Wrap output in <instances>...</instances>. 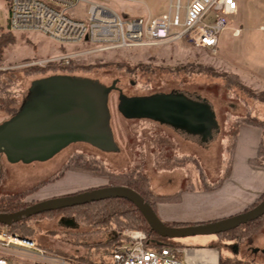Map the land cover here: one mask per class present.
I'll return each mask as SVG.
<instances>
[{
  "label": "rangeland",
  "instance_id": "1",
  "mask_svg": "<svg viewBox=\"0 0 264 264\" xmlns=\"http://www.w3.org/2000/svg\"><path fill=\"white\" fill-rule=\"evenodd\" d=\"M168 1L138 0L136 3L112 2L111 5L121 14L153 16L163 12ZM236 1L240 4L238 14L231 17L229 28L220 35L217 52L196 48L187 41H178L151 47L115 48L87 53L74 58L73 68L70 70L35 65L41 70L27 71V63L32 60L82 51L93 45L60 44L39 33L10 31L9 34L14 36V40L0 50V66L4 68L0 71H13L9 91L17 97L16 108L21 107L33 80L51 74L88 77L106 86L115 82L117 88L109 94L108 107L116 149L103 151L87 143L77 142L68 145L51 159L29 163L10 162L1 153L0 163L4 176L0 183V197L39 187L36 192L25 196V201L30 202L97 188L107 183L106 178L98 175L65 171L64 166L75 158H79L80 162L86 159L94 161L97 171L147 174L152 190L158 193H172L177 190L182 193L191 186L193 192L194 189L203 190L207 182L214 185L215 180L218 181L226 172L229 173L231 169L226 166L229 149L225 130L233 125L231 122H240L239 138H243L246 151L254 152L257 147V133L255 135L253 131L247 132L250 125L241 122V119L246 114L264 119V102L261 101L264 98V0ZM8 8L7 0H0V34L9 31ZM74 12L86 18V4L80 3ZM236 26L242 31L240 35L232 36V27ZM222 74L236 76L246 91H241L236 86L227 87L224 79L220 77ZM173 90L199 95L212 104L219 124L215 140L198 144L179 136L157 121L125 118L118 111L119 92L126 96H138L156 92L169 93ZM259 94L263 97H257ZM11 116V113L0 109V123ZM240 142L242 143L241 140ZM210 198L204 200H215L214 196ZM204 202L195 203V207L209 209L210 204ZM205 217L213 215L208 214ZM28 222L41 228L31 236L37 244L55 248L57 252L68 255L86 251L84 247H74L63 235L47 232L46 229L85 230L90 228L87 224L75 223L61 215ZM247 236L236 240L238 253L228 247L231 240L218 239L214 235L168 238L163 241L174 246H216L223 258H250L264 264V255L251 251L264 245V223ZM102 257L111 264L109 255L104 254ZM95 258L100 257L96 255Z\"/></svg>",
  "mask_w": 264,
  "mask_h": 264
},
{
  "label": "water",
  "instance_id": "2",
  "mask_svg": "<svg viewBox=\"0 0 264 264\" xmlns=\"http://www.w3.org/2000/svg\"><path fill=\"white\" fill-rule=\"evenodd\" d=\"M116 88L115 82L106 86L95 79L63 73L33 80L19 110L0 124V154L10 162L29 163L51 159L77 142L103 151L115 150L108 100ZM118 110L126 118L157 121L183 137L187 136L184 133L198 135L200 144L212 142L219 132L212 104L185 91L138 96L119 92ZM191 137L186 138L194 141ZM108 198L133 202L149 227L158 236L169 239L216 235L264 215L263 198L252 208L225 218L168 226L134 189L110 185L46 198L16 212L0 213V223L10 225L45 211Z\"/></svg>",
  "mask_w": 264,
  "mask_h": 264
},
{
  "label": "built area",
  "instance_id": "3",
  "mask_svg": "<svg viewBox=\"0 0 264 264\" xmlns=\"http://www.w3.org/2000/svg\"><path fill=\"white\" fill-rule=\"evenodd\" d=\"M107 1V3L103 2ZM138 0H7L8 29L11 32L39 33L57 43L93 47L36 59L29 66L55 63L69 65L81 55L115 48L151 47L170 42L187 41L196 48L217 52L219 37L229 28L237 13L236 0H169L157 15L121 14L112 2L136 3ZM86 4V18L74 9ZM232 27V35H240ZM0 69H4L0 66ZM120 243L107 254L111 264H218V253L205 247L162 245L152 248L142 230L125 229ZM212 254L196 257L192 253ZM213 252V253H212ZM215 255V256H214ZM215 257V258H214ZM0 264H88L72 255L38 245L34 240L0 227ZM102 264H109L103 258Z\"/></svg>",
  "mask_w": 264,
  "mask_h": 264
},
{
  "label": "trees",
  "instance_id": "4",
  "mask_svg": "<svg viewBox=\"0 0 264 264\" xmlns=\"http://www.w3.org/2000/svg\"><path fill=\"white\" fill-rule=\"evenodd\" d=\"M10 31L8 33L0 34V50L7 45L8 43H12L14 40V36ZM73 60L69 65L59 66L55 63H48L47 65L51 69L60 68L62 70H70L73 68ZM27 71H38L41 70L36 66H28ZM13 71H0V109H3L8 114L11 113L14 115L18 108L17 106V97H15L14 93L12 94L9 91V88L12 86V77ZM226 82L227 87L236 86L239 90L243 91L245 87L239 81L236 76L233 75H224L220 76ZM157 93V92H156ZM263 97L262 94L257 97ZM264 102V98L261 100ZM119 102V96H118ZM118 108V105H117ZM119 111V110H118ZM120 112V111H119ZM121 113V112H120ZM122 114V113H121ZM126 118V117H125ZM241 122L247 123L248 125L259 129L260 137L259 143L257 147L256 154L251 157L248 162L251 166L264 169V119H259L254 116H249L246 114ZM226 122H224L225 124ZM233 125L229 126L227 130H225V139H227V148L229 149V154L226 159V166L228 169H231V165L233 162L235 147L239 134V125L240 122H231ZM174 162V161H172ZM94 161H90L86 159L84 162H80L79 158H75L70 163H67L64 166V170L74 171L83 174L89 175H98L106 178L111 185H121L127 186L134 189L138 192L142 197H144L151 207L156 211V206L158 204H166V203H179L182 199L181 191L177 190L172 193H158L154 192L151 188V184L149 181V177L147 174L143 173H133V172H108V171H97V168L94 166ZM176 166V163L174 164ZM224 166V168H226ZM226 172L221 179L227 177L230 174ZM2 166L0 164V183L3 179ZM61 176V175H60ZM217 175L213 178L215 179ZM207 179V176H206ZM205 179L204 182L207 180ZM221 179L218 178V181ZM210 180V179H209ZM218 181L215 180L214 185L206 184L205 189L211 190L218 184ZM39 187L34 189L21 192L19 194H13L8 196L0 197V213H12L19 210L24 209L28 205L33 204L32 201H25V196L30 194ZM264 198V193L260 195V197L251 204L249 207L255 206L258 204V201ZM64 216L66 218H70L73 221L78 223L87 224L90 228L85 230L79 229H63V230H47V232L63 235L67 241H70L74 247H84L86 251L82 254H69L79 260L81 263L88 264H102L103 257L102 255L108 254L112 247L116 244L120 243V233L125 228H132L136 230H142L147 234L148 241L152 248H158L162 245H165V241L168 238L158 236L148 225L144 216L137 208V206L124 198H108L103 200H97L92 202H87L80 205H74L71 207H64L57 210L45 211L40 214L32 215L30 217L21 218L10 225H3L0 223V227H6V229L11 233H17L21 237L32 239L31 236L38 229L41 228L30 224L28 220H36L42 218H56L57 216ZM264 223V215L256 218L255 220L249 221L247 223L241 224L235 229L216 234L219 238H225L231 240L235 244H237L238 239L248 237L247 235L257 230ZM168 226H182L191 224L189 222H165ZM39 245V244H38ZM47 247V246H44ZM48 248V247H47ZM56 251L55 248H50ZM78 249V248H77ZM99 256L97 259L95 256ZM236 256V255H235ZM230 260V261H229ZM219 264H260L259 262L254 261V259L250 258H239L235 257L231 259L229 257L223 258L220 250H219Z\"/></svg>",
  "mask_w": 264,
  "mask_h": 264
},
{
  "label": "crops",
  "instance_id": "5",
  "mask_svg": "<svg viewBox=\"0 0 264 264\" xmlns=\"http://www.w3.org/2000/svg\"><path fill=\"white\" fill-rule=\"evenodd\" d=\"M237 4L238 10L235 15L238 14L240 8V4ZM246 130L247 132L253 131L255 135L257 133L256 141L258 147V129L249 126ZM245 145L246 144L243 142V138H239L238 135L231 172L227 177L218 181V184L211 190H206L205 186H203V190L194 189L193 192V186H191L190 189L182 191V199L179 203L158 204L156 206V213L159 218L161 220L163 219V222L169 223L209 221L243 212L248 206L253 204L260 197V195L264 193V169H259L249 164L248 160L256 154L257 147L254 152L250 151L249 153L246 151ZM212 196L215 197L217 202L213 200ZM208 197H211L212 199L210 198L211 200H207L206 202V199L204 200V198ZM203 202L208 205L210 204L208 206L209 209H197V207H195L197 204H202ZM195 203L197 204L195 205ZM208 214H210V216L213 215V217H205L206 215L208 216ZM216 237L219 239L218 236ZM205 248H209L210 250H213V252L218 253L219 258L218 247L206 246ZM208 255L209 254H200L197 257Z\"/></svg>",
  "mask_w": 264,
  "mask_h": 264
},
{
  "label": "flooded vegetation",
  "instance_id": "6",
  "mask_svg": "<svg viewBox=\"0 0 264 264\" xmlns=\"http://www.w3.org/2000/svg\"><path fill=\"white\" fill-rule=\"evenodd\" d=\"M149 120H152V119H149ZM153 121V120H152ZM1 124V123H0ZM169 128V127H168ZM174 131V130H173ZM177 133V132H176ZM178 134V133H177ZM184 134H186L187 136L186 137H191V138H194V141H192V142H195V143H198L197 142V138H198V135H194V134H190V133H184ZM179 135V134H178ZM179 136H181V135H179ZM181 137H183V136H181ZM186 137H183V138H185V139H187ZM187 140H189V139H187ZM196 140V141H195ZM191 141V140H190ZM198 144H200V143H198ZM1 164V163H0ZM2 166V165H1ZM111 184L107 181V183L105 184V185H102V186H110ZM102 186H99V187H102ZM88 190V189H87ZM37 191V190H36ZM35 191V192H36ZM70 193H74V192H70ZM67 194H69V193H67ZM52 197H55V196H52ZM42 200V199H41ZM262 200V199H261ZM261 200H259L258 201V203L261 201ZM37 201H40V200H36V201H32L33 203H35V202H37ZM256 202V201H255ZM249 207V206H248ZM253 207V206H252ZM252 207H250V208H252ZM250 208H246L244 211H246V210H248V209H250ZM165 223V222H164ZM189 223H192V222H189ZM189 225V224H188ZM228 247L231 249V250H234L236 253H238L239 252V250H238V245L237 244H235L234 242H232L231 241V243H230V245H228ZM253 253H258V252H260L262 255H264V245H263V247H261V248H258V249H252L251 250Z\"/></svg>",
  "mask_w": 264,
  "mask_h": 264
},
{
  "label": "bare ground",
  "instance_id": "7",
  "mask_svg": "<svg viewBox=\"0 0 264 264\" xmlns=\"http://www.w3.org/2000/svg\"><path fill=\"white\" fill-rule=\"evenodd\" d=\"M201 252H195V253H192L191 255L192 256H199ZM213 253V252H212ZM212 254H209V256H211ZM215 256V255H214ZM215 258V257H214Z\"/></svg>",
  "mask_w": 264,
  "mask_h": 264
}]
</instances>
